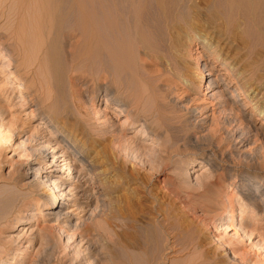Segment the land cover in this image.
Here are the masks:
<instances>
[{"label": "bare ground", "instance_id": "6f19581e", "mask_svg": "<svg viewBox=\"0 0 264 264\" xmlns=\"http://www.w3.org/2000/svg\"><path fill=\"white\" fill-rule=\"evenodd\" d=\"M9 3V8L5 7L8 10L0 12V20L9 18L14 6L13 17L9 18L12 19L9 33H0V55L5 59L4 64L8 63L0 68V75L5 81L0 84V111L4 110L11 118L5 121L0 117V144L9 143L14 134V137H19L21 131L16 130L23 131V125L27 124H22L23 120L21 123L18 116L14 119L12 115L14 100L11 96L16 89L21 94L20 106H32L31 115L40 121L34 128V139L46 131L56 139L54 149L65 143L60 151L64 154L58 157L59 151L49 153L44 145L36 146V161L40 160V164L44 165L41 171L67 172L64 182L56 175L44 182V185L49 184L48 193L54 194V201L44 199L38 206L39 212L48 210L40 213L41 218L48 217L49 220L52 215L50 211L57 209L56 200L70 195L76 199L78 188L88 185L92 192L91 201L96 191L98 203H102V206L106 203L108 211L103 218L95 217L89 222H82L76 229L77 236L87 235L91 231L99 232L103 226H116V220L121 218L131 223L127 225V232L122 229L119 235L122 239H119L125 246L141 248L143 242H148V235L142 231V227H139L142 229L140 232L133 231L131 224L136 215L134 207L141 209L143 203L133 196L134 191L131 193L126 185L123 179L125 162L120 157L122 151L138 143L132 141L127 144L123 131L117 133L113 124L108 127L110 122L106 112L101 118H92L85 110L82 97L89 95L90 103L94 106L103 94L106 108L115 107L114 112L124 117L127 125L133 129L141 126L135 116L145 112L141 108L140 96L127 99L130 88L125 80L127 77L143 84L144 92L149 93L154 91L159 81L174 87L181 86L187 91L195 85L202 87L205 82L206 90L218 87L226 97L229 95L227 92L236 88L237 95L230 94V99L236 103L238 96L246 100L251 89L253 102L262 91L261 100L264 97V0H12ZM192 47L201 50L195 52L198 56L194 64L190 62ZM5 48L7 50L3 53ZM201 65V73L196 75L197 67ZM214 66L219 67L220 71L214 79H209ZM227 81L228 84H224ZM82 85L83 88L80 87ZM111 90L116 96H110ZM258 102L254 103L253 111L257 109ZM129 109L134 113L130 114ZM260 113L264 115V110ZM101 119L104 122H100ZM104 124L108 129L103 127ZM205 124L203 121L202 125ZM1 152L0 145V155ZM49 155L52 158L50 164L47 163ZM61 162L63 164L59 165ZM22 164L20 162L17 166L21 167ZM26 164L29 165L30 161ZM38 169L34 171L36 175ZM17 170V167L14 168L13 174L19 173ZM217 179L201 185L205 194L213 191ZM14 187L18 188L17 184L14 183ZM30 187L40 188L41 184L37 182L24 189ZM88 192L85 190L83 194ZM27 199L26 196L22 201ZM7 201L10 203V198ZM57 205L59 207V201ZM232 212L228 216L233 217ZM1 214L0 224L9 223L6 216H2L5 213ZM68 218L66 216L56 221L59 232L69 237V228L60 225L67 223ZM243 233V237L251 238L250 234ZM70 236L68 241L74 237ZM84 237H81L82 240ZM9 245L0 243L2 249H8ZM4 251L0 250V256L6 255ZM55 259L56 264L71 261L69 254ZM82 259L72 264H80ZM38 262L42 263L41 260Z\"/></svg>", "mask_w": 264, "mask_h": 264}, {"label": "rangeland", "instance_id": "374dc122", "mask_svg": "<svg viewBox=\"0 0 264 264\" xmlns=\"http://www.w3.org/2000/svg\"><path fill=\"white\" fill-rule=\"evenodd\" d=\"M10 1L0 0V12L7 9L5 7L10 5ZM13 7L9 18L13 17ZM9 18H1L0 33H9L12 22ZM6 50L3 49V53ZM199 51L192 47L191 63L194 64ZM4 60L0 55V68L8 64H4ZM200 68L202 65L197 67L196 75H200ZM219 71L220 68L214 66L208 78L214 79ZM127 78L128 93L133 91L132 94L127 93V99L140 96L141 108L145 112L135 116L141 124L137 129L128 126L125 118L114 112L115 107L106 108L103 94L94 106L89 95L82 97V103L92 118H101L107 113L108 127L113 124L117 133L123 131L127 144L132 141L138 143L122 151L120 157L125 159L123 179L131 193L134 191L133 196L143 203L141 209L134 207L136 215L131 225L133 231H146L148 242H143L145 245L141 248L125 246L119 235L122 229L128 231L126 228L131 222L121 218L116 220V226H103L99 232L77 236L76 229L82 222H89L95 217L103 218L108 211L106 203L104 206L98 203L96 191L91 201L92 192L88 185L84 188L80 185L78 193L74 191L76 199L70 195L56 200L57 209L50 211L49 220L48 217L41 218V214L48 210L39 212L38 206L44 199L54 201V194L48 193L49 184L44 185V182L55 175L64 182L67 172L41 171L44 165L40 164V160L36 161V149L44 145L49 153L59 151L58 157L64 154L60 151L65 143L54 149L56 139L46 131L40 135L42 137L34 133V139L33 131L40 121L31 115L32 106H20L21 94L14 89L15 93L11 96L14 100L13 118L18 116L21 119L19 122L23 120L22 124H27L23 125V131L15 129L21 131L19 137H14V134L9 143L0 144V214L5 213L1 215L6 216L9 222L0 224V243L10 244L11 248L0 247L6 253L0 256V264H56L55 258L61 259L66 254L71 261L64 264L76 263L80 258H83L80 264H264V115L260 113L264 110V97L260 100L263 92L253 102L251 89L246 100L238 96L236 103L230 99V94L237 95L236 88L227 92L228 100L218 87L206 90L205 82L202 87L195 85L187 91L181 86L174 87L159 81L154 91L149 93L144 92L143 84L134 81V78L132 81ZM192 78L196 81V77ZM4 82L3 75H0V84ZM224 84L227 85L228 81ZM109 93L110 96L115 95L112 90ZM257 101V109L253 111ZM3 111H0V117L9 120L11 116ZM129 113H134V110L129 109ZM203 121L205 125H202ZM19 122L17 124L20 125ZM100 122H104L103 119ZM103 127L107 128L105 124ZM137 131L142 132L141 135L137 133L138 137ZM48 157L47 163L50 164L51 155ZM19 161L24 163L21 167L17 166ZM27 161H30L29 165ZM16 167L19 173L13 174ZM37 168L40 170L36 175ZM216 179L218 182L213 191L205 194L203 184ZM37 182L41 184L39 189H24ZM14 183L18 188L14 187ZM85 190L89 191L86 195L83 194ZM26 196L29 199L22 201ZM135 197L133 200H136ZM9 198L10 203L7 201ZM230 211H233V217L228 216ZM66 216H69L68 222L60 225L69 228V237L74 236L70 241L68 235L59 232L56 221ZM243 232L250 234L251 238L243 237ZM40 260L42 263L38 262Z\"/></svg>", "mask_w": 264, "mask_h": 264}]
</instances>
